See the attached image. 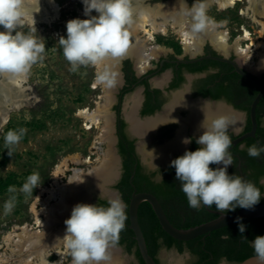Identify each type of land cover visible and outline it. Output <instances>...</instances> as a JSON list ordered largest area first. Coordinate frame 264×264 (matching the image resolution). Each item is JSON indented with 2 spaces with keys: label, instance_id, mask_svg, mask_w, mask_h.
I'll return each mask as SVG.
<instances>
[{
  "label": "clouds",
  "instance_id": "clouds-1",
  "mask_svg": "<svg viewBox=\"0 0 264 264\" xmlns=\"http://www.w3.org/2000/svg\"><path fill=\"white\" fill-rule=\"evenodd\" d=\"M32 2L0 0V27L4 29L0 31V77L12 84L25 81L32 65L45 52L44 39L34 34L37 33L34 14L40 10V0H35L38 11L30 7ZM81 2L83 16L87 18L68 20L66 36H61L58 43L70 71L75 72L81 66H91L95 69L93 86L111 89L117 84V72L114 71L116 63L125 56L130 46L129 29L133 17L135 15L143 19L148 13L135 8L132 0ZM179 6L180 14L190 18L184 35L195 37L214 27L213 20L207 14L208 0H193L191 6L186 0H179ZM93 12L96 14L93 15ZM21 25L27 26L28 30H18ZM208 103L210 100L206 98L201 104L204 119L199 128L202 134L195 140L199 147L195 151L185 150L183 155L171 160L169 167L175 169V178L180 182V189L189 207L198 210L202 206L212 208L215 205L220 213L234 211L237 207L251 209L262 198L260 188L253 181L228 172V167L233 166L234 157L229 151L233 141L227 129L235 121L225 115L209 117L203 110ZM26 131V128L19 127L9 129L4 134V142L9 149L20 142ZM191 142V138L182 140L186 145ZM149 152L153 155L152 151ZM247 153L250 157H259L264 153V145L252 144L247 147ZM40 180L39 173L33 171L25 178L20 191L33 195V190L41 184ZM7 192L10 195L2 205L5 214L11 213L16 205V187L9 186ZM126 207L122 198L109 200L107 206L87 203L73 206L70 217L64 221L65 233L57 239L69 250L71 264H110L108 248L125 227ZM241 220L237 217L235 222L243 234L246 226ZM222 238L228 239L229 235ZM250 245L259 264H264V235L256 236ZM218 264L232 262L228 257L221 256Z\"/></svg>",
  "mask_w": 264,
  "mask_h": 264
},
{
  "label": "bare ground",
  "instance_id": "bare-ground-1",
  "mask_svg": "<svg viewBox=\"0 0 264 264\" xmlns=\"http://www.w3.org/2000/svg\"><path fill=\"white\" fill-rule=\"evenodd\" d=\"M76 1L81 3L83 7L81 0ZM143 1L132 0L135 8L146 10L148 15L143 19L134 15L133 24L129 29L130 46L127 50L129 54L136 57V64L140 70H144L149 65V62L156 57L159 50L161 51V48L154 44L155 36H166L169 31L176 34L182 40L185 49L197 51L200 44L208 40L223 53L227 51L228 33L224 29H220V26L216 23H214V27L197 34L195 37L184 35V32L188 30L190 18L180 14L179 0H173L171 3L155 7L144 6L142 5ZM237 1L241 0H208V3L216 5L218 11H224L233 8ZM243 1L245 7L240 9L239 16L246 17L257 25L258 37L254 42L249 36V32L243 29L242 39L248 42L245 46H241L238 43L234 44L236 45L235 50L241 57H245L247 60H250L255 52H261L259 53L260 64L264 59V41L260 40L264 37V0ZM30 7L35 8L36 11L39 10L35 0L30 4ZM39 8V12L34 14L35 26L42 24L50 25L57 20L59 10L56 0H40ZM81 17H84L83 9ZM3 30L0 27V31ZM140 33L142 36H139ZM92 88L98 87L92 85ZM100 89L103 94L99 98H103V101H95L96 107L94 109L83 107L77 109L75 112V115L84 121L86 129L96 128L99 130V135L95 136L90 147L91 153L96 156L94 161L91 162L90 158L86 156L70 154L61 157L53 165L50 169L48 184L38 187V191L29 205L32 222L15 224L7 231L0 233L2 235L0 236V264H58L59 261H61V264H71V260H67V257L70 255L69 250L63 247L61 242L57 240L63 237L65 229L55 230L54 232L50 228L55 224V221H58L62 217V214H67V198L71 197L73 191L76 193L85 179L91 178V176L94 178V176L99 175L100 177L95 178L93 184H101L103 180L109 178L114 172L113 156L110 154L109 147L111 142L109 115L106 108L111 89ZM36 99L31 85L28 83V78L21 83L12 84L3 77V80L0 82V130L7 123L11 111L19 110ZM132 99V104H134L136 99L134 96ZM176 99L177 95H174L171 103L167 105L166 118L169 117L170 112L173 113L174 110L179 108ZM187 107L189 119H186V121L192 122L193 126L200 130L202 134L199 125L204 119L203 112L200 111L196 104L188 105ZM134 108L135 106L132 105L127 115L131 129L135 133L142 134L150 131L163 121L164 117L158 115L138 122L134 119ZM215 111L213 115L210 112L209 104L205 105V112L209 117L225 115L230 120L235 121V124L230 125V127L236 128L238 126L239 117L237 114L228 111L221 105H218ZM182 140L183 138L178 136L170 147H164L160 155L154 156V159H167L169 157L168 150L181 147L183 144ZM102 142L107 143V151L101 148ZM91 163H95L96 165L89 169L86 176L80 166L91 165ZM63 178L68 180L67 185L63 183ZM103 193L112 198V194L107 190H104ZM41 216H44V218ZM35 229H38V231H33ZM108 254L111 258L110 264H121L118 260L119 255L116 249L109 247Z\"/></svg>",
  "mask_w": 264,
  "mask_h": 264
},
{
  "label": "rangeland",
  "instance_id": "rangeland-1",
  "mask_svg": "<svg viewBox=\"0 0 264 264\" xmlns=\"http://www.w3.org/2000/svg\"><path fill=\"white\" fill-rule=\"evenodd\" d=\"M171 2L173 0H144L142 5L155 7ZM56 4L59 10L57 20L50 25L42 24L35 26L37 33L34 34L42 37L45 44V52L42 54V58H38L32 65L28 75V83L31 85L33 95L37 99L33 102L31 101L30 104H27L19 110L11 111L8 119L14 129L19 127L27 129L24 135L25 139H21L17 145L9 149L4 142L3 136L6 124L0 130V177H5L8 173H14L22 181V184L25 182V178L33 171L38 172L40 175V186L48 184L50 169L63 156L78 154L83 157H89L91 162L96 157L95 154L91 153L90 147L95 136L99 135V130L96 128L86 129L84 121L77 117L75 112L77 109L83 107L94 109L96 107L95 101H103V98H99L103 93L99 87L92 88L95 69L91 66H81L75 72L70 71L69 63L65 60L62 48L58 43L61 36H66L65 24L68 20L74 18L86 19L87 17H81L83 7L76 0H56ZM235 4L231 9L218 11L216 6L208 3L207 14L214 23L220 26V29H224L229 34L230 37L227 41L228 48L235 46L236 49V45L234 44L238 43L241 46H245L248 42L242 39L243 29L249 32V36L254 42L258 36L257 25L246 17L239 16L240 9L245 7L244 1H237ZM18 30L27 31L28 27L21 25ZM139 36H142V34L140 33ZM157 37H162L167 41H173L179 45L180 50H185L182 40L171 31L166 36H155L154 44L159 46L161 51L159 50V53L155 59L150 61L149 65H153L154 61L169 48L165 43H158L156 41ZM260 40L264 41V37ZM188 52L191 54L194 53V50L189 49ZM259 53L261 52H255L250 60L240 56L241 61L247 65L248 69L254 70L259 67ZM122 59L115 66L117 81L120 75L119 67ZM2 80L3 77H0V82ZM116 87L117 84L111 89L108 105H106L111 121L112 105L114 103L113 94ZM135 93L136 91L125 96L123 107L127 103L130 104L131 96H134ZM78 97L83 99L82 103L77 102ZM186 114H188L186 110H179L176 112L177 119L172 118L164 124L161 123L158 127L165 125L172 126L171 136L159 140L158 131L160 128L158 129L157 127L150 139L143 143L144 153L150 155L151 153L149 151L153 153L157 152L158 149L171 140L174 139L175 141L178 137H175L178 132L186 131L187 126L184 127L185 129H180L181 123H179L181 118L187 116ZM38 119L44 120V128L41 130H31L25 124ZM100 146L104 151L108 150L106 142H102ZM9 151L11 155H9ZM95 165V163H91V165H81L80 168H82L83 173L87 176L89 169ZM62 181L67 185V179L63 178ZM22 184L15 186L16 205L11 213L5 214L2 207L3 202L10 194L7 192L0 196V233L7 231L15 224L19 225L24 222H32L29 205L40 186L33 190V195H28L20 191ZM110 188L113 189V185ZM75 194L78 195V191ZM92 196V199L87 204H96L97 199L101 198L99 194H93ZM69 198H67L68 200L66 199L67 214L61 215L65 217V220L70 217L71 210L74 206L72 197ZM103 198L107 199L109 197L105 195ZM41 217L44 218V216ZM64 221H55V224L50 230L55 232V230L65 229L66 225ZM33 231L36 232L38 229ZM110 245H113V242ZM118 255V260L121 264H136V259L133 254H128L123 251L118 252ZM184 256L185 254L177 255L173 251L165 250H161L158 253L160 264H180ZM67 260H71V255L67 257Z\"/></svg>",
  "mask_w": 264,
  "mask_h": 264
},
{
  "label": "flooded vegetation",
  "instance_id": "flooded-vegetation-1",
  "mask_svg": "<svg viewBox=\"0 0 264 264\" xmlns=\"http://www.w3.org/2000/svg\"><path fill=\"white\" fill-rule=\"evenodd\" d=\"M186 2L190 6L193 0H186ZM197 49H198L197 51L193 49L195 52L190 54L188 52L189 49H185V50L181 49L180 53H176L173 48L169 47L168 49H166L165 53H162L154 61L153 65H147L144 70H140L138 68V65L136 64V57L134 55L128 53V54H125V56L123 57L120 67H119L120 75L117 81V87L115 88L116 90L114 91V94H113L114 103L112 105V122H113V133L112 134L116 141L115 147H116L117 154L120 157V169H119L120 171H119V176L113 185V191L115 192V194H113L112 198L110 199H115V198L123 199L121 191L116 188V185L120 181L122 173H123V163H122V158L119 154V148H118V144L120 142V137L117 133V120L118 119L121 120L124 124L123 133L126 138V141L133 142L132 143V150H133V155H134L133 159L134 161L136 160L137 164L141 168L140 173L148 176L150 181L154 184L161 183L164 178H171L172 180H175L176 179L175 169L172 167H169L171 160L175 159L178 156L183 155L185 150L195 151L199 147V145L196 144L195 140L201 134V131L196 129L193 126L192 122L186 121V119H189V116H188L189 114H186L187 116L185 118H181L179 122L181 123L180 129H185L184 127L187 126L186 131L185 133L178 132L175 137L181 136L183 139L191 138L192 142L187 145L183 143L181 147L177 149L175 148L176 151H174V149L172 148L168 150V155L171 152L173 157L171 159H168V162L165 165H158L157 168L159 170L156 168L150 169L146 164L142 162L140 151H144L143 143L147 142L148 139H150V137L155 132L156 128L159 125H161V123L164 124L168 122V120H171L172 118H176L177 111L186 110V113H189L187 111L188 109L187 106L195 105V104L197 105V107H199L201 111L202 101L207 98L208 100H210V103L208 104L210 107V112L213 113V115L215 114L216 112L215 110L218 105H221L223 108L227 109L228 111H230L229 110L230 108L232 110H236L239 113V115H237L239 117L237 132L235 133L234 130L231 129L232 127L230 126L227 129V133L230 137L236 138L237 136L245 133V126L248 120L250 123L249 107H248V110H246V107L250 106V103H251V102L248 103L249 87L247 83L250 81L243 78L238 73H236L231 64L220 62L217 60H212V59H203V57L205 56L225 57L227 60L236 63L243 70L247 69V65L241 61V57L236 52L235 47L228 48L227 51L223 53L221 50L215 48L214 45L211 44L208 40H205L202 44H200V46ZM126 61L129 63V70L125 68ZM263 74H264V70L261 71L260 74L258 75V78L260 80ZM209 77H211V79H213L214 77V79L210 81ZM220 82L223 85L222 88L219 87L218 85ZM125 90L127 91L125 92ZM134 91H136L134 95L136 102L132 104L133 96H131V99L129 101L130 104L127 103L126 105L127 108L126 106L123 107V101H124L125 96L133 93ZM174 95H177L176 100H177V106L179 108L177 107L178 109L174 110L173 113L170 112L169 117L166 118L165 116L167 115L166 107L167 105H169V103H171V101L174 98ZM156 104H159L158 109H156L152 113H148V112L143 113V111L146 109L148 105L153 106ZM132 105L135 106L134 119L136 121L142 122L146 119H150L158 115L164 117L163 121H161L154 129L150 131H147L142 134L135 133L131 129V124L128 120V115H127V113L130 112L131 110L130 108ZM116 108L119 109V113L116 112ZM203 110L205 111V106ZM108 115H109V125H110V114L108 113ZM256 116H259L258 126L260 129H262L263 134H264V103L259 104L258 109H255V118ZM158 129H159L158 131L159 140H161L162 138H169L171 136L172 126L165 125L162 127H158ZM168 129L170 131H168ZM110 138H111V129H110ZM244 140H242L240 143L234 146H231L229 151L232 153L233 156L238 157V155L234 153L233 151L234 147H236L237 151H243V150L246 151L247 145L244 142ZM172 141L174 142V139L171 140L170 142ZM138 142H139L138 147L140 151L137 150ZM170 142H168L169 143L168 145L166 144L160 149H158L157 152H154L153 156L160 155L164 147H167V146L170 147V145L173 143V142L172 143ZM149 156L152 157V154H150ZM152 160L157 161L158 159H153L152 157ZM158 161H164V160H158ZM237 163L238 164L235 165L233 162V166L228 167V172L229 174L236 173L244 177V173L240 168L239 161ZM133 167L135 168L136 164L133 165ZM214 167H217V165H214ZM160 175L162 176V180H161ZM262 178L264 177H261L258 180V184L262 187L263 189L262 196H264V182H262ZM133 192L139 193L136 191L135 186L132 187L131 194ZM146 193H149V192H146ZM98 199L106 200V202L109 201L108 199H104V198H98ZM124 203L126 204L125 201ZM126 205L128 206V204ZM170 205H167L165 209L168 213V216H170V218H172V220H174L176 224H179L182 221H184L186 219V216L188 215L189 216L196 215L199 210V209L197 210V209H193L190 207L188 208L187 211H183L180 209H176L173 203H170ZM201 208H204L207 211V213L215 215V216H216V212H219L216 210L215 205H213L212 208H208L204 206H202ZM125 210H127V207ZM158 243H163V242L161 240H158ZM182 243L183 244H182L181 252L178 251L175 244L171 246L170 248H165L161 246L158 249L157 254H156L157 264H160L158 253L161 250L173 251L177 255L185 254L180 264H193L196 261V257L191 253L188 246L186 245V242L183 241ZM115 246L119 247L121 249V252L123 251L125 252L124 246L117 245V244H115ZM136 264H137V261H136ZM232 264H235V263H232Z\"/></svg>",
  "mask_w": 264,
  "mask_h": 264
},
{
  "label": "trees",
  "instance_id": "trees-1",
  "mask_svg": "<svg viewBox=\"0 0 264 264\" xmlns=\"http://www.w3.org/2000/svg\"><path fill=\"white\" fill-rule=\"evenodd\" d=\"M64 16V15H63ZM158 43H165L168 47H171L175 50L176 53H180V47L177 43L173 41H167L162 37H157ZM125 68L129 70V63L125 62ZM168 66V65H166ZM237 76V75H236ZM238 77V76H237ZM214 79V77H213ZM211 77L209 80L212 81ZM222 81V80H221ZM261 82L264 83V74L261 76ZM249 87V101L250 103L257 92V87L251 83L247 82ZM219 87H223L220 82ZM128 90V89H127ZM125 90V92L127 91ZM215 96V95H214ZM216 97V96H215ZM83 99L81 97L77 98V102L82 103ZM264 103V97L258 102L256 109H258L259 104ZM159 104L148 105L143 113H152L158 109ZM246 107V110H248ZM116 112L119 113V109L116 108ZM257 121V130L253 138H246L244 142L247 147L252 144L264 145V134L262 129L259 128V116H256ZM31 130H41L44 128V120H34L25 123ZM123 122L117 120V133L120 137V142L118 144L119 154L122 158L123 163V173L120 181L116 185V188L119 189L122 193L123 199L128 204L130 199V194L132 192V187H136L137 192H149L154 195L159 203L161 204L167 218L170 223L179 229H187L196 225H199L203 222L209 221L215 218V215L207 213L204 208L198 210V213L194 216H186V219L179 224H176L166 211V206L173 203L176 209L187 211L189 207L185 194L180 189V182L178 180H172L171 178H164L163 181L159 184H154L150 181L149 177L143 175L141 168L137 164L136 160L134 161V155L132 150V143L127 142L123 133ZM14 129L10 124V120L6 123L4 128V134L9 130ZM250 123L249 120L245 126V132L249 131ZM168 131H170L168 129ZM4 136V135H3ZM234 137H231L233 139ZM25 139V136L22 138ZM234 153L238 155L234 157V164L239 165L241 170L244 173L245 179L251 180L260 188L261 196L263 193L262 187L258 184V180L261 177H264V153L259 157L253 158L250 157L246 151H237L236 147L233 148ZM136 164L134 168L133 165ZM214 167V165H210ZM238 175V174H237ZM22 181L18 179V176L14 173H8L5 177H0V196L7 193V188L9 186H20ZM259 203H264V196H262ZM96 204L107 206L106 200L98 199ZM171 206V205H170ZM241 209L237 207L235 210ZM234 210V211H235ZM233 212V211H229ZM225 212V213H229ZM127 219L125 221V227L120 231L116 241L114 242L117 245H122L125 247V252L128 254H133L137 264H144L142 261L138 250L136 248V242L133 236L132 231L127 227L128 225V215L127 210H125ZM138 223L140 225L142 234L144 236L146 248L148 254L154 259L157 263L156 254L158 249L163 246L165 248H170L175 244L178 251L182 250V242L168 236L159 226L158 221L150 207L146 202H142L138 207ZM246 226V230L243 234L239 232L238 225L233 224L226 226L214 231H211L207 234L196 237L192 240L185 241L191 253L196 257V261L193 264H218L219 258L221 256L228 257L229 261L235 264L240 263L244 259L255 255L253 249L250 245V241L256 236L264 235V217L250 219L242 222ZM225 235H229L228 239L222 238ZM247 239H245V238ZM158 240H161L163 243H158Z\"/></svg>",
  "mask_w": 264,
  "mask_h": 264
},
{
  "label": "water",
  "instance_id": "water-1",
  "mask_svg": "<svg viewBox=\"0 0 264 264\" xmlns=\"http://www.w3.org/2000/svg\"><path fill=\"white\" fill-rule=\"evenodd\" d=\"M126 54H128V52H126ZM203 59H212V60H217L220 62L231 64L236 73H238L243 78L249 80L257 87V93L252 99L250 106H249L250 129L249 131L234 138L232 140L233 141L232 146L240 143L245 138H253L256 128H257V123H256V118H255V109L260 99L264 96V83L261 82V80L258 78V75L260 74V72L264 70V59L260 64H258L259 67L254 70H250L248 68L243 70L236 63L227 60L225 57L205 56L203 57ZM229 110L239 115V113L236 110H232L230 108ZM175 119H177V117ZM109 126L111 129V142L109 144V147H110V152L113 156L114 172L109 178H107L106 180H103V183L101 184H96V185L93 184L95 181V178L100 177L99 175L94 176V178L91 176V178L89 177L88 179H85V181L82 182L83 183L82 186L80 185L77 190L78 195L75 194L74 191L71 195L74 201V205L77 203H88L92 199L93 194H99L100 197L103 198L105 197L103 193L104 190H107L108 192H110L112 196L113 194H115V192L113 191V189L110 188V186L114 185V183L116 182L119 176L120 157L117 154L116 147H115L116 141L112 135L113 122L111 120H110ZM231 129L234 130L235 133L237 132V127L231 128ZM183 132L185 133L184 130ZM139 142L137 143V147L139 146ZM137 150L140 151L139 147ZM174 151H176V149H174ZM140 156H141L142 162L146 164L150 169L155 168L153 164L156 167L158 165H165L168 162V159H171L173 157L170 152L169 157L167 159H165L164 161H158V160L153 161V164H152L151 157L149 156V154L144 153V151H140ZM110 198L111 197L107 199L111 200ZM142 202H146L150 205L161 229L168 236H170L173 239L179 240V241H189L201 235L207 234L211 231H214V230L226 227V226H230L233 224H237L235 222L237 217L242 218L241 222H244L250 219L264 217V203H258L251 209L241 208L233 212H229V213L216 212V217L209 221L203 222L199 225H196V226H193L187 229H179L170 223V221L166 217L161 205L159 204L155 196H153L150 193H146V192H139V193L133 192L130 196L128 206H127L128 228L133 233V236L136 242V248L144 264H157V263L147 252L144 236L142 234L140 225L138 223V215H137L138 207ZM58 220L60 222H63L65 220V217H61ZM110 247L113 249H116L118 252H121V249L119 247H116L114 242H113V245H110ZM238 264H259V262L256 256L252 255L244 259Z\"/></svg>",
  "mask_w": 264,
  "mask_h": 264
},
{
  "label": "built area",
  "instance_id": "built-area-1",
  "mask_svg": "<svg viewBox=\"0 0 264 264\" xmlns=\"http://www.w3.org/2000/svg\"><path fill=\"white\" fill-rule=\"evenodd\" d=\"M229 37H230V36H229V34H228V39H229Z\"/></svg>",
  "mask_w": 264,
  "mask_h": 264
}]
</instances>
